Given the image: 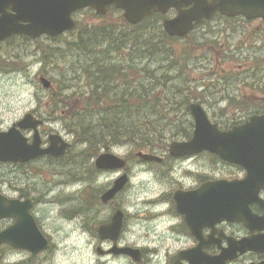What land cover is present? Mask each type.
Wrapping results in <instances>:
<instances>
[{"label":"flooded vegetation","instance_id":"af4514ba","mask_svg":"<svg viewBox=\"0 0 264 264\" xmlns=\"http://www.w3.org/2000/svg\"><path fill=\"white\" fill-rule=\"evenodd\" d=\"M111 10L112 6L107 7V14ZM83 11L92 12L86 8L73 13L76 23V17ZM175 15L171 10L166 18ZM186 39L192 61L189 105L200 106L208 120L223 132L251 124L257 135L247 137L250 132L243 129L239 136L253 140L252 157L235 162L228 160L232 159L229 156L220 158L204 151L175 158L170 156L168 147L151 153L156 160L127 154L123 157L126 167L121 174L128 177V182L113 200L105 203L101 196L115 179L104 185L97 181L116 172L98 171L92 163L94 187L88 186L95 188L94 198L79 189L76 215L62 218L67 222L78 219L77 230L89 243L96 241L94 250L100 258L111 256L125 264H264V16L214 14L194 24ZM41 143L46 147L47 139ZM65 156L0 163V195L20 202L30 201L29 213L50 243L48 249L37 254L0 244V264H56L53 256L57 245L46 234L45 225L37 215L40 199L33 190V172L38 161L59 166ZM6 166L14 171L15 178L14 184H9L10 195L2 190L10 179ZM55 168V175L64 174L58 171L59 167ZM77 174L81 175L75 178V183L83 186L86 183L83 171ZM249 175L253 176L254 194L246 215L240 199L242 192L237 189L229 192L233 186L228 184L242 182ZM136 177H140L139 184L132 183ZM118 210L123 215L116 240L102 239L99 228L109 224ZM16 220V217L0 219V232ZM244 240L250 242L247 248L243 246ZM121 249L138 253L136 257L122 254L117 251ZM77 260L75 264H83L80 252Z\"/></svg>","mask_w":264,"mask_h":264},{"label":"trees","instance_id":"16d2710c","mask_svg":"<svg viewBox=\"0 0 264 264\" xmlns=\"http://www.w3.org/2000/svg\"><path fill=\"white\" fill-rule=\"evenodd\" d=\"M160 19L159 15H152L131 26L120 18L119 24L81 30L77 27L76 33L72 31L66 38H59L65 40L57 46L59 40L49 41L53 44L42 43L43 40L34 42L40 52L39 63L44 67L61 63L64 58L69 61L73 78L67 81L76 83L65 88L70 106L65 111L67 115L63 114V126L73 142L87 147L88 158L115 146H130L133 152H154L166 144L165 138L189 136L192 124L187 118L188 76L186 68L178 66L177 58L167 51L175 39L165 34L159 26ZM147 33L155 36L146 37ZM18 40L7 42L12 46L18 41L22 46L27 41ZM123 51L127 60L112 62L111 58L122 55ZM14 56L0 55L2 74L21 71L22 63L14 62ZM159 56H163L162 62L173 65V71L176 70L173 78L161 66L158 67L163 72L159 74L158 69L148 68L149 62ZM143 61L146 66H142ZM65 74L62 73L64 78ZM173 80L175 85L173 89L167 88L168 96L164 92L165 84ZM49 92L54 99L55 89ZM176 95L181 101H177ZM175 113L178 117L171 116Z\"/></svg>","mask_w":264,"mask_h":264},{"label":"water","instance_id":"95a60500","mask_svg":"<svg viewBox=\"0 0 264 264\" xmlns=\"http://www.w3.org/2000/svg\"><path fill=\"white\" fill-rule=\"evenodd\" d=\"M113 5L123 11L124 19L131 25H136L152 13L165 14L168 10L177 11V16L163 22L164 31L171 37H183L202 18L208 19L219 12L227 17L242 15L246 18L264 16V0H0V42L5 39L23 35L36 39L42 35L51 38L58 36L75 27L71 14L77 10L91 7L97 15H104L108 6ZM190 6L187 10L183 7ZM44 89L50 83L44 77L39 79ZM190 113L194 120V135L188 142H173L170 145L171 156L180 157L204 150L211 151L223 158L227 156L231 161L239 162L252 157V142L250 138L242 139L240 129L221 133L211 125L203 110L199 106H190ZM41 124L27 114L22 120L15 123L7 131L0 132V162L25 163L39 156H62L69 144L59 135L51 134L48 137L49 145L41 148V139L37 127ZM32 130L31 143L21 131ZM247 137L256 136L255 128L248 127ZM143 159L152 158L138 153ZM237 160V161H236ZM124 161L120 158L104 153L100 154L95 167L99 170H116L124 168ZM252 175L243 182L232 183L233 189L242 192L241 204L247 215V205L253 200L254 194ZM126 176H121L114 182V186L102 196L106 202L114 197L126 184ZM30 202L6 200L0 196V219L16 217L13 226L0 232V244L7 243L13 248L28 250L34 254L46 249L48 241L36 229L28 213ZM244 214V215H245ZM122 224V215L116 213L110 224L99 228L102 239L116 240ZM249 245L247 241L243 246ZM247 245V246H248ZM246 246V247H247ZM121 253L135 256L136 251L130 249L119 250Z\"/></svg>","mask_w":264,"mask_h":264},{"label":"rangeland","instance_id":"374dc122","mask_svg":"<svg viewBox=\"0 0 264 264\" xmlns=\"http://www.w3.org/2000/svg\"><path fill=\"white\" fill-rule=\"evenodd\" d=\"M119 19L120 15L114 12H110L104 17H95L89 11H83L76 17L80 30L92 28L94 26L119 24ZM76 31H74V33H76ZM69 35L70 33H67L63 37L66 38ZM149 35L155 36V34L147 33L146 37ZM151 38L152 37H150V39ZM64 40L63 38L56 41L57 44L55 46L64 42ZM18 41L14 42L15 44H12V46H9L7 42L0 44L1 56H9V58H12V56L15 55L14 62L18 64L21 61L22 63L21 71L17 70L9 74H2L0 72V132L7 131L12 125L22 120L25 115L32 114L35 118L44 121L40 129L41 137H43L44 140L49 133H56L71 145V150L63 158V161L59 163V166L54 164L49 165L50 163L44 160H40L34 165L33 190L36 193L35 196H37V199H40L37 215L45 225L46 234L49 235L57 245L55 255L53 256L55 258L54 262H56V264H75L78 262L77 258L80 252L83 264H98L99 261L104 262L105 260H107L105 264H125L123 260L113 259L111 256L100 258L94 250L96 241L92 240L89 243L88 238L81 236L80 232L77 230L76 223L78 219L76 218V221L67 222L62 218L70 213H73L71 215H76L79 189L85 190L88 189V187H94L93 183L90 184L86 182L83 185L84 187L75 183V178L81 175L77 174L79 172L83 171L84 178L91 179L93 177V171L90 167V163H93V159L86 156L85 150L87 147L75 141L73 142V138L67 135V131L63 126V114L67 115L65 111L67 110V106H70L65 88L74 86L76 83L75 81H67V79L73 78V74L70 73L71 66L69 65V61L67 58H64L65 60L63 59L61 63L44 67L39 63L40 52L36 49L38 44L31 40H27L25 42L23 41V45L20 46L18 45ZM42 43L53 44L44 40ZM126 45L128 46L129 44ZM168 47V53L172 55V58H177L178 66L186 68V76L189 78L188 73L191 69L190 65H192V61L190 58V51L188 50L189 46L187 39L172 43ZM4 51L8 52L5 53ZM124 52L126 51H123L121 53L122 55L115 54L114 58H111L112 62L121 60L126 61L127 58L124 56ZM162 57L163 56H159V58L156 57L152 62H149V60L148 68L152 70L158 69L159 71H155L159 74L163 72L162 69L158 67L161 66V68H165L164 70H167L169 73L168 75L173 78L176 74V70L173 71V65H169V63L165 61L162 62L160 60ZM185 58H187L186 62ZM142 63V66H146L144 61ZM62 73H67L65 74V78L62 76ZM42 75L51 81L55 89L54 99L52 98L51 92L48 93L42 90L44 88L38 82V78ZM62 80H64V83ZM77 83L82 85V81L81 83L80 81ZM167 83L165 84L164 92L169 96L167 88L170 87V89H173L175 83L174 80ZM176 99L177 101H181V98L178 96ZM57 103L59 104L58 108L55 107ZM171 116L178 117V113ZM187 118L190 120L189 116ZM160 122L163 123V121ZM24 136L30 138L31 133L24 132ZM171 139L172 138L168 141ZM111 151L119 157L135 153L130 146L115 147ZM55 167H59L58 171H62L64 174L57 172V175H55L54 170L57 169ZM5 169L7 170L6 175L10 179L5 181L2 190L10 195V191L8 190L10 189L9 184H14V171L8 166H6ZM15 174L20 173L15 172ZM120 174V172L112 173V175L106 179L100 178L97 183L99 185H104L107 181L117 178ZM59 180L64 181L59 184L55 182ZM68 180L74 181V183ZM64 182H66V184H64ZM132 183L139 184L140 177L134 178ZM88 192H91V190H85L84 194ZM93 196L94 193L90 195L89 198L92 199L94 198ZM69 209L72 211L68 212ZM92 222L93 220H91V223Z\"/></svg>","mask_w":264,"mask_h":264}]
</instances>
